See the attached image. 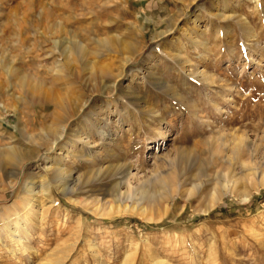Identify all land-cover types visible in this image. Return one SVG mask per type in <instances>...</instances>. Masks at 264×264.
<instances>
[{
	"label": "rangeland",
	"instance_id": "1",
	"mask_svg": "<svg viewBox=\"0 0 264 264\" xmlns=\"http://www.w3.org/2000/svg\"><path fill=\"white\" fill-rule=\"evenodd\" d=\"M49 7L91 51L82 81L43 41ZM105 37L119 50L96 42ZM130 41L144 48L132 60ZM25 79L89 100L52 150L60 110L40 108ZM10 147L31 157L23 168L43 211L25 214V178L11 186L0 159V212L19 210L29 236L1 245L0 264H264V0H0V149ZM128 164L141 178L165 171L157 203L128 195ZM58 167L76 178L75 201L50 184ZM139 202L146 216L125 211Z\"/></svg>",
	"mask_w": 264,
	"mask_h": 264
},
{
	"label": "bare ground",
	"instance_id": "2",
	"mask_svg": "<svg viewBox=\"0 0 264 264\" xmlns=\"http://www.w3.org/2000/svg\"><path fill=\"white\" fill-rule=\"evenodd\" d=\"M75 6H77V4ZM49 9H51V8L49 7L48 9H46L47 13H46V15L44 17V21H43V28H44V30H43L44 34L42 35L43 41L51 44V46H50L51 52L50 53H52V52L54 53L56 51L58 53L59 57L60 56L62 57V61H60L59 66L62 68H65L66 70H68L72 73H74V75H76L75 77H77L78 79H80L82 81L84 73L82 74L79 64L84 63L85 57L91 51L89 48H87L86 45H84V43L81 42V40H79V39L73 40L72 36L69 38L67 36H65V34H67L69 31L65 29V26L62 25L61 21L57 20L55 14L52 13L53 12L52 9L51 10H49ZM57 9L58 8L53 9V10L56 11ZM59 19H61V18H59ZM62 19H64V18H62ZM73 19H75V17L72 18V20ZM68 20L66 19V20H62V21L67 22ZM72 23H74V22H72ZM86 27L88 28V26H86ZM66 28H67V25H66ZM87 28H86V30H87ZM86 30H85V32H87V36H85V37H87L86 41H88L92 38L91 37L92 30H89V29L87 31ZM43 31H42V33H43ZM96 42L98 44H100L101 46H103L104 48H107L109 50H112L115 52L119 50L118 46H116V43L111 39V37H109V38L108 37L98 38L96 40ZM67 43L69 45H67ZM70 44H72L74 47L72 50H70V47H69ZM128 50L131 54V57L129 58V60H132L134 57H137L139 54H141V52L144 50V48L143 47L139 48L135 45V43L133 44L132 41H130ZM86 60H85V62H86ZM57 71L61 72L59 69H57ZM18 75H19V73H18ZM84 76H85V74H84ZM32 80H34L33 77H32ZM42 82L32 83V82H29V80L25 79L23 82V86H24V88H26L25 89L26 93L33 96V99H34V101H36V104L38 106H40V105L44 106V104H46V103L47 104L51 103L53 106V111H52L53 115L54 114L57 115L56 112H58L60 110V115H59V120H58V129L55 130V133L52 135L53 142H52V145L49 149V150H52L61 141L66 140V138L68 136L69 123L71 122L72 118L77 116L78 112L82 111V109L84 107H86L89 100L77 99L75 102L72 103L69 99L70 98L69 95H67L68 90L62 96L59 95L60 97H58V96H55L56 93L55 94L49 93L48 89L47 88H46L47 90L45 89V85ZM73 83L69 82V85H66V89H67V87L69 88V86L72 85ZM85 83H86L85 86L87 88H89L91 91H98L100 89L98 85L94 86L89 78L88 79L86 78ZM20 86H21V84H20ZM106 93L108 96L111 94L108 91ZM40 108H42V107L40 106ZM100 131H101V134H105L104 130L101 129ZM106 134L108 135V137H114L112 133H106ZM75 137L78 139L79 142H85L87 144H91V142L87 139L88 138L87 132H84L83 130L75 131ZM113 139L114 138H108V143L114 142ZM14 148L15 147H13V148L10 147L9 150L0 149V159L5 161L6 166L7 165L12 166L11 170L9 171L12 178H13L11 183H10L11 186H14L20 180L21 176H24V178H25V183H26L25 185L28 187V195L21 197L17 201V203L23 207V210H26V211H24L25 214L29 213L30 211L34 212L36 210H39L42 213L43 210L41 211L39 209L41 207V203L39 202L38 198L33 195V191H35L34 190L35 183L32 182V180L35 177L32 176L33 173L27 172L26 168H23L25 164L30 163L31 157H29L27 152H23L21 149L16 150ZM159 152H160V148L157 147L156 152H154L153 157H155L156 154H158ZM39 156H36V157H39ZM108 169H110V167H99L98 169H95V171H92V173L100 174V173H104ZM112 169H113V167H112ZM46 172L48 174H51V172H52V174H53L52 175L53 178H52L51 182L49 181L50 184L51 183L55 184V186H57V188L59 190L70 195L69 196L70 201H75L72 199L71 195L75 192L74 187H75L76 178H74L72 176L71 172L68 173V172H66V170L59 168V167L55 168L53 170L47 168ZM120 174H122V176H120V177L122 179H126V181H127V184L129 186V194L128 195H130V197H133L138 192L139 193L138 199H140L142 201H147L148 203H151V204L157 203L160 195L156 193V191H158V190L155 191L153 189V184H154V181H156L157 179L164 182L165 171L157 170V171L153 172L150 176H148V177L145 176V177L141 178L138 176V174L136 172L133 173V166L131 164H128L123 168V170ZM132 180H136L138 182V186H135V185L133 186L131 183ZM200 184H202V183H200ZM45 185H46V183H42L39 185L41 188L40 191H44L43 188ZM165 186L167 187L166 184H165ZM40 191H38V192H40ZM176 193H178L177 189H171L170 191L168 190L169 197L170 196L174 197ZM162 195H163V193H162ZM124 209H125V211H132V212L139 213V215H142V216L147 215V206L145 204H141L140 202L134 203L132 206L125 205ZM114 210L115 209L111 207L109 209V214ZM10 212H12L11 215L9 214ZM117 212H119V211H117ZM146 218L148 220L152 219L151 217H148V216ZM0 221H1V223H0V246L1 245L5 246L7 241H9L10 244L13 243V244H16L18 246V245L24 243L25 238L28 239V237H29L28 234H27V236H25V235L23 236V234H22V228L25 225V218L23 217V214L19 210H17L14 206L5 207V211L3 210V212H0ZM158 263L164 264L166 262L164 260H159Z\"/></svg>",
	"mask_w": 264,
	"mask_h": 264
}]
</instances>
